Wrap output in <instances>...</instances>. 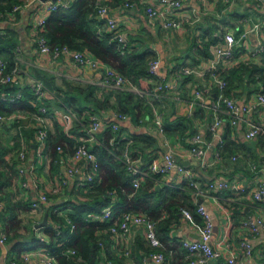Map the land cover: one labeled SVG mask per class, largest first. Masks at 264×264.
<instances>
[{
	"label": "crops",
	"instance_id": "obj_1",
	"mask_svg": "<svg viewBox=\"0 0 264 264\" xmlns=\"http://www.w3.org/2000/svg\"><path fill=\"white\" fill-rule=\"evenodd\" d=\"M133 1L135 5L126 7L122 5L123 0H106L111 8L110 14L118 21L121 32L127 40L138 50L149 46L156 51L162 64L161 72L172 87L159 95L146 94L147 101L152 107V113L147 115L145 120L137 122L129 115L127 119H115L116 111L111 107L103 108L94 114H90L85 109L81 116H78V112L72 106L63 102L67 96H76L82 103L89 105L94 98L105 100L106 96L116 89L102 83L104 75L102 69L80 65L67 56L53 58L50 54L40 51L36 42V22L40 16L47 18L50 13L45 12L37 1L28 0L13 16L0 20V33L11 29L18 39L15 59L22 71L15 84L21 89L26 85L31 86L34 80L39 79L38 73L53 77L54 88L49 89V93L44 98L50 101L49 111L45 115V127L48 133L55 134L57 124L68 131L78 122L83 124L86 119L92 121L93 116L99 117L102 125L97 131L96 140L89 142L90 145L99 142L101 133L106 130L111 121H116L121 125L122 137L145 132L151 133L157 139V149L148 153L147 160L139 156L136 163L140 164L159 157L166 151H171L180 162L185 158L195 159L188 157L192 137H187L186 141H183L179 136L168 137L165 133L163 135L153 120L157 110L163 113L164 122L166 117L173 119L179 116H190L197 130L196 135H200L203 141L210 142L211 145L207 148L204 158L208 166L202 168L200 162L198 168L193 163L187 166L195 174L201 176L204 182L227 179L245 187L244 191L215 189L211 191L210 196L201 199L214 222L211 243L216 247L219 241L226 240L241 264H262L264 262V230L250 235L242 227V222L246 218L256 215L264 216V202L256 201L253 196V190L263 175L261 170H255L253 166L260 167L264 164V105L256 103L255 95L258 90L255 86L257 85L256 83H241L232 96L240 104L254 106L251 112L246 113L245 119L235 128L232 127L229 130L226 125L213 133L210 130L212 122L210 111L197 103L193 104L192 101L196 89L204 90L209 99L217 97L220 90L211 75L186 74L183 69L185 67L206 69L210 64V59L214 57L211 47L217 43H223L224 33L230 30L236 37L244 31L248 32L243 39L242 46L236 47L233 56L226 58L220 65L233 69L238 64H246L249 59V50H254L260 43L264 44V3H259L257 0H181V8L167 9L161 0ZM149 4L165 9L169 17L181 20L182 26L163 29L158 19H152L147 14L146 8ZM255 24H259L260 27L253 29ZM103 28L109 31L106 25ZM214 38H217L215 44L210 43V40ZM207 43H210L207 48L209 57L204 56L206 54L204 47ZM263 59L264 53L260 55L258 62L261 64ZM148 82L153 83L154 79L149 78ZM68 110L75 114L70 128H67L62 116ZM21 113L23 116L16 123L0 126L2 152L0 157V233L6 232L7 210L14 207V212L18 218L22 219L18 229L9 232V235L17 234V237L12 240L7 239L4 244L0 243V264H10L13 259L21 261V251L13 250L15 244L29 241L34 233L38 236L44 232L43 227L38 228L36 225L41 223L46 216L48 223L51 222L49 214L52 206L65 200V190L74 185H81L82 178L79 173L74 176L68 174V168L74 165L71 154L61 155L58 161L52 162L47 151L48 137L44 154L37 155L35 133L37 132L35 130L37 121L30 116L29 112ZM249 121L263 129L252 139L246 137L250 127ZM19 126L23 129L28 144L24 177L19 174L21 163L16 158L21 149ZM222 139L232 141L233 145H230H232L231 148L236 158L229 152L222 153L220 157L216 156L217 145ZM78 165L81 169L84 168L83 161H80ZM25 179L29 187L22 185ZM64 179H68L69 183L63 191L51 190L53 185ZM158 182V188L165 185H181L180 176L175 170L161 175ZM41 190L47 193L48 200L39 207L29 209L22 205L15 206L18 201H25L23 203L33 201L39 196ZM194 203L196 205L195 200ZM60 212L61 215H65L67 210ZM28 222L31 225L28 226ZM202 223L203 220L200 224ZM168 224L171 240L167 245L168 251L163 264H182L184 261L192 264V260L197 259V255L190 254L182 242L184 239L200 238L197 226L182 213L177 219L172 218ZM144 230L143 225H133L126 238L117 244L111 237L109 254L105 251L102 254L104 264H109V262L113 264H155L151 257L153 249L146 243ZM244 238L251 239L254 245L253 255L250 258L244 255L242 248ZM126 248L130 250L129 255L125 254ZM226 255L225 251L221 259H211L202 264H222ZM22 264L44 263L37 255H32L30 261Z\"/></svg>",
	"mask_w": 264,
	"mask_h": 264
},
{
	"label": "trees",
	"instance_id": "obj_2",
	"mask_svg": "<svg viewBox=\"0 0 264 264\" xmlns=\"http://www.w3.org/2000/svg\"><path fill=\"white\" fill-rule=\"evenodd\" d=\"M27 1L0 0V11H10L13 7L22 6ZM104 25H106L105 21L98 16L97 0H73L68 7H60L50 12L43 35L52 47L67 46L74 50L90 52L122 73L132 86L144 93L123 88L114 90L103 101L94 98L89 105L82 103L76 96H67L63 102L72 106L78 112V116H81L85 109L90 114H94L103 108L111 107L118 114L134 117L137 122L145 120L146 116L152 113L146 94H152L154 88V84L148 82L149 78L154 79L149 73V65L152 60L158 58L157 53L149 46L138 50L130 41L128 46L122 49L114 34L105 30ZM216 41L217 38H214L210 40V43L215 44ZM210 43L204 47L205 57L210 56L207 49ZM17 44L18 39L11 29L0 33V57L6 60L7 71L16 64ZM219 74L226 80L225 97H232L241 83H256V90L262 87L264 91V59L261 64H238L233 69L220 66ZM37 77L44 80L48 89L53 90V77L41 73H38ZM112 97H114L113 100ZM49 102L46 99L38 102L37 95L30 85L21 89L15 83L0 82V112L32 113L37 112L41 104H45L49 110ZM90 121L86 119L83 124L78 122L68 131L57 124L55 134L48 133L47 151L52 162L58 161L61 155L72 154L76 150L78 144L87 136L86 129ZM114 122L116 121L109 122L106 130L101 133L99 142L92 145L88 143L99 162V169L93 180L84 186L79 184L72 188L68 187L65 190L66 199L50 209L51 222L49 221L43 227L47 239L41 240L34 233L29 241L15 244L13 250L22 252L47 248L55 256L58 264H104L102 254L104 251L109 254L108 248L112 243L110 227L120 221L122 214L126 211L143 212L156 222L158 235L165 245V254L171 240L168 223L172 218H178L182 208L189 209L197 223L202 222L193 195L188 192L190 189L188 181H182L181 185H165L158 188L161 174L149 173L139 188L134 187V175L128 168V158L136 160L140 156L147 160L148 153L157 149V139L149 132L122 137L121 125L118 124L119 128L114 129ZM227 126L229 130L232 128L230 125ZM164 133L168 137L179 136L186 141L187 137L195 136L197 130L190 116H179L173 119L166 117ZM222 140L223 143L217 145L220 155L229 152L234 156L235 152L231 148L232 141ZM58 147H61L63 151H59ZM1 154L0 148V157ZM23 202L25 201H18L15 206L33 208L32 201ZM107 207L111 208L108 219L102 221L91 217L92 214L102 215ZM61 210H67L65 216L59 214ZM66 217L71 222H68ZM5 219L7 239H15L17 234L9 235V232L18 229L22 219L18 218L14 207L7 210ZM55 225H60V233L54 227ZM70 250H75V253H70ZM23 262L25 261L21 259L17 261V264ZM182 264H187V261Z\"/></svg>",
	"mask_w": 264,
	"mask_h": 264
},
{
	"label": "built area",
	"instance_id": "obj_3",
	"mask_svg": "<svg viewBox=\"0 0 264 264\" xmlns=\"http://www.w3.org/2000/svg\"><path fill=\"white\" fill-rule=\"evenodd\" d=\"M39 2L42 9L50 13L60 7H68L73 0H30V2ZM259 3H264V0H257ZM161 2L171 9H177L182 7L181 0H161ZM122 5L131 7L135 5L133 0H123ZM22 6H15L10 11H0V20L3 17L13 16ZM98 16L104 20L108 30L112 32L115 38L118 40L122 49L128 46V40L121 32L118 21L110 14V6L106 0H97ZM166 9V10H167ZM147 14L152 19H158L163 29L168 30L171 28H180L182 26L181 20H175L167 15L165 9L156 8L154 5L149 4L146 8ZM46 16H40L36 22L37 37L36 42L42 53H48L53 58L60 56H67L72 59L75 63L83 66H89L91 68L102 69L104 72L103 81L105 85L113 87L115 89H131L139 93L143 91L136 89L132 86L131 82L122 73L114 69L109 64L99 60L93 54L88 51L74 50L67 46L63 47H52L48 44L46 37L43 35V30L46 24ZM259 24H255L253 29L259 28ZM248 31L241 33L239 37H236L233 31H226L224 33V42L217 43L211 47L213 51V58L210 59L209 66L202 69H194L185 67L183 72L186 74L197 73L199 75H211L216 86L220 90V94L217 97L209 99L206 92L202 89H196L192 103H197L201 107L206 108L210 111L212 122L210 130L216 133L221 127L230 125L231 127H237L241 121L245 119L246 113H249L253 109V105L240 104L234 97H225L224 89L226 86V80L219 74L220 64L226 59L233 56L235 48L242 46L243 39L246 37ZM264 53V44L260 43L254 50H249L246 64L250 62L260 64L258 58ZM162 64L159 58L154 59L150 62L149 73L154 77V88L152 90L153 95H159V93L169 90L171 83L166 80L165 76L161 72ZM21 69L17 64L10 70L7 71V63L3 57H0V82L1 83H15L21 74ZM37 95V101L42 102L45 96L49 93L48 87L45 85L43 80L36 79L31 85ZM256 103L264 105V91L262 87L256 93ZM14 99V97H13ZM48 108L41 104L37 112H29L30 116H33L37 121V132H36V152L37 155L42 156L46 148V139L48 137V130L45 127V115L48 113ZM21 112H0V126L10 125L16 123L17 120L22 117ZM66 121L67 128L71 127V123L74 120L75 114L73 111L68 110L62 115ZM115 119H127L126 114H114ZM154 122L157 129L161 134L164 135V115L161 111L157 110L154 115ZM250 125L246 137L252 139L256 137L263 129L254 122H248ZM101 119L97 116H93L91 124L87 127V136L82 139V142L78 144L76 150L70 155L74 161V165L68 168V174L74 176L79 173L81 177V185H86L87 182L92 181L94 175L99 169V162L97 156L91 151L89 142L96 140V134L101 127ZM118 123H113V128H118ZM21 136V149L17 154V160L21 163L19 167V174L24 177L26 174V167L24 164L27 161L28 144L23 129L19 126ZM264 132V130H263ZM219 143H223L220 140ZM191 147L188 151V157H194L200 162V166L205 168L208 163L205 161L207 148L211 145L210 142L206 143L200 137L195 135L191 139ZM59 151H63L61 147H58ZM217 157H220L219 151ZM80 161H83L84 168L78 165ZM128 168L132 175H134V187L137 189L141 186L142 182L149 175V173H158L161 175L167 174L172 170H175L180 176V180L188 181L190 184L189 193L193 195V198L197 205V211L201 215L203 223H197L193 217L192 212L187 208H182V215L197 226L200 238L195 240L184 239L183 246L188 250L190 254L197 255V259L192 260V264H202L205 261L211 259H221L224 256V252H227L222 264H241L238 256L231 249V245L226 240H221L217 243V246H213L211 243L214 222L213 218L206 208V205L201 202V199L211 195L212 190L223 191L225 189L244 191L245 187H241L236 183L227 179H221L217 181L204 182L203 178L195 174L189 166L182 164L171 151L164 152L161 156L155 157L154 159L145 163H136V160L128 158ZM81 169V171H80ZM255 170H261L263 175L259 180L258 184L253 190V196L256 201L264 202V164L260 167L257 165L253 166ZM69 180L64 179L61 182H57L53 185L51 190L55 192L63 191L68 185ZM22 185L29 187L27 180H23ZM48 200V195L44 190H41L39 196L32 201L33 208L39 207L43 202ZM61 213V212H60ZM59 213V214H60ZM228 213V211H227ZM111 215V208L107 207L102 215L92 214L91 217L97 220H106ZM65 216V215H64ZM66 220L71 222L67 217ZM133 225H143L145 227L144 237L147 245L152 248L151 257L155 264H163L166 260V254L164 252V242L158 235L156 222L149 218L147 214L143 212L126 211L122 214L120 221H117L110 227V233L114 242L117 244L122 242L128 235ZM58 233L61 232L60 225L54 226ZM242 227L248 234H258L264 230V216L256 215L246 218L242 222ZM41 240H46L47 236L44 232L38 235ZM7 240V234L5 232L0 233V243L4 244ZM242 248L246 258H250L253 255L254 245L249 238H244L242 241ZM70 253L74 254L75 250H70ZM125 254L129 255L130 250L126 248ZM32 255H37L44 264H58L55 256H53L47 248L37 249L33 251H22L20 259L28 262L31 260ZM146 260V259H145ZM10 264H17V259L11 260ZM109 264H113L109 262ZM264 264V262L262 263Z\"/></svg>",
	"mask_w": 264,
	"mask_h": 264
},
{
	"label": "water",
	"instance_id": "obj_4",
	"mask_svg": "<svg viewBox=\"0 0 264 264\" xmlns=\"http://www.w3.org/2000/svg\"><path fill=\"white\" fill-rule=\"evenodd\" d=\"M41 1H47V0H41ZM53 1H57V0H53ZM181 163L184 164V165H190L191 163L197 165V168L199 166V161L197 159H189V158H185L183 160H181ZM202 202V201H201ZM48 224V220H47V216L45 217V219L41 222V223H38L36 225V227L40 228V227H44Z\"/></svg>",
	"mask_w": 264,
	"mask_h": 264
},
{
	"label": "rangeland",
	"instance_id": "obj_5",
	"mask_svg": "<svg viewBox=\"0 0 264 264\" xmlns=\"http://www.w3.org/2000/svg\"><path fill=\"white\" fill-rule=\"evenodd\" d=\"M28 226L31 225L29 222L27 224ZM37 249H42V248H37ZM37 249H33V250H37ZM33 250H24V251H33Z\"/></svg>",
	"mask_w": 264,
	"mask_h": 264
}]
</instances>
